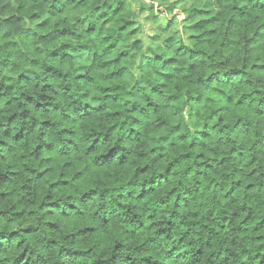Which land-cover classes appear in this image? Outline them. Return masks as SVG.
I'll return each instance as SVG.
<instances>
[{
  "label": "trees",
  "instance_id": "16d2710c",
  "mask_svg": "<svg viewBox=\"0 0 264 264\" xmlns=\"http://www.w3.org/2000/svg\"><path fill=\"white\" fill-rule=\"evenodd\" d=\"M189 1L130 82L124 0H0V264H264V0Z\"/></svg>",
  "mask_w": 264,
  "mask_h": 264
},
{
  "label": "rangeland",
  "instance_id": "374dc122",
  "mask_svg": "<svg viewBox=\"0 0 264 264\" xmlns=\"http://www.w3.org/2000/svg\"><path fill=\"white\" fill-rule=\"evenodd\" d=\"M129 4L134 19V32L123 40L122 45L136 54L134 65L127 80L133 82L140 76V68L148 56L159 52L166 37L183 40L190 45V29L185 11L189 0H124ZM86 23L84 22L83 26ZM122 38L124 34L120 35ZM87 55H80L76 61L88 62Z\"/></svg>",
  "mask_w": 264,
  "mask_h": 264
}]
</instances>
